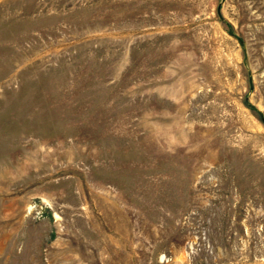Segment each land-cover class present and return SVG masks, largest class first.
<instances>
[{"label": "rangeland", "instance_id": "obj_1", "mask_svg": "<svg viewBox=\"0 0 264 264\" xmlns=\"http://www.w3.org/2000/svg\"><path fill=\"white\" fill-rule=\"evenodd\" d=\"M0 264H264V0H0Z\"/></svg>", "mask_w": 264, "mask_h": 264}]
</instances>
